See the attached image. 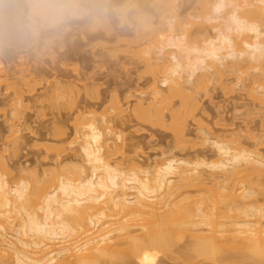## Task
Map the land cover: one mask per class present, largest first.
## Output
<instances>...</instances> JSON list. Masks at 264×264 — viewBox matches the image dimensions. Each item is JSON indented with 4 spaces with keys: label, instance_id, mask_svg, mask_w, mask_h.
<instances>
[{
    "label": "bare ground",
    "instance_id": "1",
    "mask_svg": "<svg viewBox=\"0 0 264 264\" xmlns=\"http://www.w3.org/2000/svg\"><path fill=\"white\" fill-rule=\"evenodd\" d=\"M29 1L30 10L44 17L51 8H69L65 0ZM161 3L172 11L168 0ZM204 9V18L194 17L202 21L195 25L204 29L206 21L215 34L202 30L200 46L190 44L189 34H175L180 16L174 12L163 28L148 27L146 61H163L167 74L153 79L148 100L155 111L139 118L182 140L201 109L198 88L208 85L212 70L245 68L251 79L264 80V0H206ZM260 85L263 89L264 82ZM262 94L254 96L264 104ZM120 104L117 100L114 107L122 112ZM158 109H167L170 118ZM7 122L13 134L20 132L15 116ZM82 130L77 173L55 179L36 175L10 186L5 175L12 171L2 161L7 172L0 171V264H163L164 257L264 264L260 153L221 142L208 128L200 139L213 148L214 157L186 160L162 153L145 164L140 177L106 160L103 143L110 131L94 120L83 123ZM61 136L62 141L72 138L67 130Z\"/></svg>",
    "mask_w": 264,
    "mask_h": 264
},
{
    "label": "rangeland",
    "instance_id": "2",
    "mask_svg": "<svg viewBox=\"0 0 264 264\" xmlns=\"http://www.w3.org/2000/svg\"><path fill=\"white\" fill-rule=\"evenodd\" d=\"M29 2L0 0V171L7 172L6 161L10 186L36 175L55 179L77 173L82 124L91 120L111 132L103 143L110 165L140 177L145 164L162 153L186 160L214 157L213 148L200 139L208 128L217 140L264 157V104L254 96L257 91L264 97V80L251 79L245 68L210 72L208 85L198 88L201 109L189 120L185 140L139 118L155 111L148 100L153 79L167 74L163 61H146L148 27L161 29L177 14L175 34H189L190 44L200 46L202 30L215 34L206 21L204 29L195 25L202 21L194 17L206 14V0H168L171 12L162 0H65L68 10L60 5L45 17L33 13ZM117 100L122 112L114 107ZM158 110L170 118L167 109ZM11 116L17 119V134L9 130ZM63 130L72 138L62 141ZM162 263L205 264L169 257Z\"/></svg>",
    "mask_w": 264,
    "mask_h": 264
},
{
    "label": "clouds",
    "instance_id": "3",
    "mask_svg": "<svg viewBox=\"0 0 264 264\" xmlns=\"http://www.w3.org/2000/svg\"><path fill=\"white\" fill-rule=\"evenodd\" d=\"M218 10H221V11L223 10V4L218 6Z\"/></svg>",
    "mask_w": 264,
    "mask_h": 264
}]
</instances>
